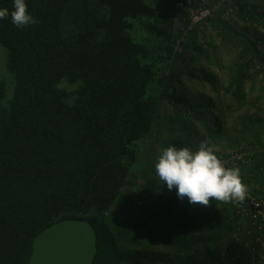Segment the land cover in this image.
Listing matches in <instances>:
<instances>
[{
  "label": "trees",
  "instance_id": "trees-1",
  "mask_svg": "<svg viewBox=\"0 0 264 264\" xmlns=\"http://www.w3.org/2000/svg\"><path fill=\"white\" fill-rule=\"evenodd\" d=\"M25 2L35 23L17 27L10 15L0 20V44L14 78L9 97L0 80V264H29L34 237L65 219L93 225L92 264H257L254 246H246L250 221L238 214L236 201L191 205L146 179L154 184L145 199L150 208L139 209L144 219L131 228L155 245L134 250L106 216L137 162L136 147L155 125L166 129L159 153L170 145L195 150L203 142L222 159V144L231 152L251 147L250 159L235 168L247 192L264 199V0H232L228 16L226 0H209L211 16L200 26L236 53L215 101H184L155 69L161 59L149 50L146 33L172 39L177 11L161 14L153 0ZM0 8L11 13L13 0H0ZM136 22L145 31L136 32ZM133 28L137 42L127 34ZM210 47L218 62L219 48ZM172 51L166 45L162 54L170 58ZM62 81L79 83L70 102ZM154 82L159 95L153 97ZM161 105L170 107L173 121L161 122Z\"/></svg>",
  "mask_w": 264,
  "mask_h": 264
},
{
  "label": "rangeland",
  "instance_id": "rangeland-1",
  "mask_svg": "<svg viewBox=\"0 0 264 264\" xmlns=\"http://www.w3.org/2000/svg\"><path fill=\"white\" fill-rule=\"evenodd\" d=\"M153 1L154 7L158 9L161 14L163 12H165V14L167 12L172 13L173 10H175L174 12L177 11V18H175L174 28H172V34L174 35H171L172 39L169 38V40H166L165 38L163 39L155 35H149L145 32L147 36H150V43L148 45L149 50H151L156 56L160 55L161 64L156 66L155 69L161 68L162 72L166 75L164 80V84L166 85L164 86L168 87L169 85L171 88L170 91L173 90L176 95L183 93L185 96L184 101H197L196 99H201L202 96H205L206 99L215 101V98L218 95L224 94V88L229 79L228 65L230 61L234 60L236 53L229 51L218 38L216 39V34L209 28L204 29L199 25L198 32L193 34H190L193 30L190 32L186 30L189 22L190 9H187V7L179 8L178 6L179 3L184 0H177L173 4L171 1ZM192 1L193 6L198 5L195 0ZM204 1L209 2V0ZM145 2L152 4L150 0H145ZM136 27V32L141 29L144 30L138 22H136ZM133 33L134 28L127 32L132 38L134 37ZM135 37H138V35L136 34ZM168 41H170V43H167ZM212 43L219 48L218 62L214 61V58H212V49L210 47ZM171 44L173 46V55L172 57L167 58V54L162 53L164 52L166 45ZM197 48L205 50L207 58L197 56ZM193 57L195 59L194 62L191 61ZM6 59L7 52L0 44V80L5 82L6 94L9 97L13 92L14 78L6 68ZM217 63L220 64V67L217 66ZM170 73L175 76H170ZM78 84L79 83L72 84L66 81H62L60 84V86L69 94V102L72 101V94L77 89ZM157 84V82H154L151 86L150 95L153 97L159 95ZM165 100L168 99L166 98ZM183 104L185 105V103ZM169 113L170 107L161 105L158 118L161 119L162 123L166 122L165 119H167V121H173L170 120L171 118L168 116ZM162 118H164V120ZM227 126H232V119L228 120ZM166 138V129H161L155 125L151 135L139 143V146L136 147V149L138 148L137 162L131 169L129 180L122 190L115 210L109 212L106 216L107 220L114 223L118 236L126 242L127 249L134 250L143 245H150L153 247L155 245L150 242L145 232L138 234L134 228H131V225L136 221H139V219H144L143 215L139 216V209L141 207L145 208L148 206L150 208V205L146 204L145 199L153 194L152 190L154 188L151 186L154 184L147 182L146 179L151 178L150 180L152 182L162 186L156 176L155 169L146 163L147 161L155 163V161H152L153 154H155L156 151L158 153L157 155H160V151H157V149L160 148L162 142L166 141ZM217 150L220 152L222 159L225 158V155L227 156L228 153L231 152V149H226L224 144L218 147ZM151 207L153 206L151 205ZM144 215L148 220L152 221L149 213ZM157 222L158 220H155V223Z\"/></svg>",
  "mask_w": 264,
  "mask_h": 264
},
{
  "label": "clouds",
  "instance_id": "clouds-1",
  "mask_svg": "<svg viewBox=\"0 0 264 264\" xmlns=\"http://www.w3.org/2000/svg\"><path fill=\"white\" fill-rule=\"evenodd\" d=\"M13 5L11 13L0 8V20L10 15L11 22L17 27L35 23L27 11L25 0H13ZM154 168L161 184L169 191L174 190L177 199H186L191 205L206 206L209 198L243 202L247 195V185L241 180L239 168L225 167L224 162L203 142L195 150L175 145L164 148Z\"/></svg>",
  "mask_w": 264,
  "mask_h": 264
},
{
  "label": "water",
  "instance_id": "water-1",
  "mask_svg": "<svg viewBox=\"0 0 264 264\" xmlns=\"http://www.w3.org/2000/svg\"><path fill=\"white\" fill-rule=\"evenodd\" d=\"M96 241L95 229L88 221L56 222L34 237L29 264H92Z\"/></svg>",
  "mask_w": 264,
  "mask_h": 264
},
{
  "label": "built area",
  "instance_id": "built-area-1",
  "mask_svg": "<svg viewBox=\"0 0 264 264\" xmlns=\"http://www.w3.org/2000/svg\"><path fill=\"white\" fill-rule=\"evenodd\" d=\"M201 1V0H200ZM228 3L227 16L232 12V0H226ZM192 0H184L179 3V8L187 7L189 10V22L186 27L187 31H191L195 26L204 23L212 13V7L209 2L204 0L198 5H192ZM262 49V45L258 46ZM264 59V55H263ZM251 147L241 146L238 151L230 152L228 159H221L225 167L235 168L236 163L246 162L253 154ZM237 212L242 217H247L250 221L251 228L248 232L250 239L246 244L247 247L254 246L252 249L256 254L257 264H264V199L253 196L250 192H247L246 198L243 202L236 201Z\"/></svg>",
  "mask_w": 264,
  "mask_h": 264
}]
</instances>
